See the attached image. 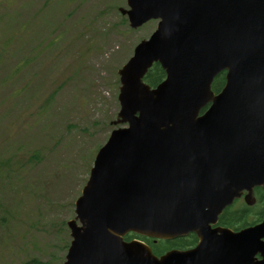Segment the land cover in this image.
Masks as SVG:
<instances>
[{
    "label": "water",
    "instance_id": "obj_1",
    "mask_svg": "<svg viewBox=\"0 0 264 264\" xmlns=\"http://www.w3.org/2000/svg\"><path fill=\"white\" fill-rule=\"evenodd\" d=\"M128 5L121 12L131 28L161 22L119 71L113 125L127 127L98 152L68 223L65 264H264V220L238 233L210 226L244 190L253 204V189L264 187V0ZM155 63L166 79L152 88L144 78ZM131 232H195L199 244L159 258L143 242L124 241Z\"/></svg>",
    "mask_w": 264,
    "mask_h": 264
},
{
    "label": "rangeland",
    "instance_id": "obj_2",
    "mask_svg": "<svg viewBox=\"0 0 264 264\" xmlns=\"http://www.w3.org/2000/svg\"><path fill=\"white\" fill-rule=\"evenodd\" d=\"M119 8L0 0V264L66 261L67 223L116 129L118 71L158 26L133 30Z\"/></svg>",
    "mask_w": 264,
    "mask_h": 264
},
{
    "label": "trees",
    "instance_id": "obj_3",
    "mask_svg": "<svg viewBox=\"0 0 264 264\" xmlns=\"http://www.w3.org/2000/svg\"><path fill=\"white\" fill-rule=\"evenodd\" d=\"M165 79V72L162 70V68L160 67V65L156 64L154 65V67L150 70L149 74L147 75V77L145 78V81L151 85L152 87L157 86L158 84H160L163 80ZM225 85V76L224 73L219 75L213 85V89L215 90V92H219L223 86ZM229 211L226 212V214H228ZM229 215L232 217L229 220L228 223H225L226 221H224L225 217L221 220L222 223H224L225 225H232L233 227L238 226L239 224H242V217H243V212L242 210L239 211H235V210H230ZM145 241L149 240L147 238L144 237H140ZM186 245V244H184ZM181 246V245H180ZM187 246V245H186ZM184 246V247H186ZM162 253L164 251L163 247L162 248H157L156 252Z\"/></svg>",
    "mask_w": 264,
    "mask_h": 264
},
{
    "label": "flooded vegetation",
    "instance_id": "obj_4",
    "mask_svg": "<svg viewBox=\"0 0 264 264\" xmlns=\"http://www.w3.org/2000/svg\"><path fill=\"white\" fill-rule=\"evenodd\" d=\"M255 193H256V191H255ZM243 199H244V197L241 198L240 201H243ZM227 211H228V209L224 212V214H226ZM242 212H243L242 222L244 223L243 228H246V227H248V223H250L251 210H249V208L247 206L244 207V205H243ZM224 214L221 215L219 223L216 227L229 228L228 226H230V225H225L224 223L221 222V220L225 216ZM230 218H232L230 215H226L225 219H224V221H226L225 223H228L229 222L228 219H230ZM236 229H238V228H236ZM240 229H242V228H240ZM240 229L235 230V231H239ZM233 230H234V228H233ZM152 242L154 245L157 244V241L152 240ZM184 244H186L187 246ZM197 244H198V239L194 235H189L188 237L179 238L177 240L167 241V248L165 250V253H167L168 251H171V250H175V249H181V250L190 249V248L195 247ZM184 246H186V247H184Z\"/></svg>",
    "mask_w": 264,
    "mask_h": 264
}]
</instances>
